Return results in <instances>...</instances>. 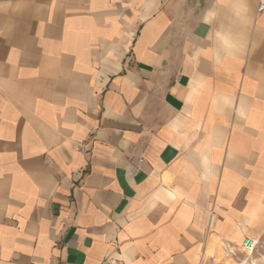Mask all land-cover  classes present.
Instances as JSON below:
<instances>
[{"label":"crops","instance_id":"obj_1","mask_svg":"<svg viewBox=\"0 0 264 264\" xmlns=\"http://www.w3.org/2000/svg\"><path fill=\"white\" fill-rule=\"evenodd\" d=\"M261 1L0 0V264L264 241Z\"/></svg>","mask_w":264,"mask_h":264},{"label":"built area","instance_id":"obj_2","mask_svg":"<svg viewBox=\"0 0 264 264\" xmlns=\"http://www.w3.org/2000/svg\"><path fill=\"white\" fill-rule=\"evenodd\" d=\"M259 11L264 9L263 1L259 4ZM242 253L247 255V258L241 262V264H252L250 259L254 256H262L264 253V241H259L251 238H246L241 245Z\"/></svg>","mask_w":264,"mask_h":264},{"label":"rangeland","instance_id":"obj_3","mask_svg":"<svg viewBox=\"0 0 264 264\" xmlns=\"http://www.w3.org/2000/svg\"><path fill=\"white\" fill-rule=\"evenodd\" d=\"M261 240H259V241H261ZM241 251H242V249H241V246H240V253H241ZM241 256H242L243 260H245V258H247L246 254L244 255L243 253H241ZM250 262L252 264H264V253L260 257L254 256L252 259H250ZM229 264H236V263H234L231 260H229ZM239 264H241V263H239Z\"/></svg>","mask_w":264,"mask_h":264}]
</instances>
